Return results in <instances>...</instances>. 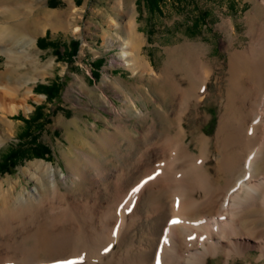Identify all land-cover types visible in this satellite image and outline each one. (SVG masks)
Segmentation results:
<instances>
[{
  "label": "bare ground",
  "instance_id": "6f19581e",
  "mask_svg": "<svg viewBox=\"0 0 264 264\" xmlns=\"http://www.w3.org/2000/svg\"><path fill=\"white\" fill-rule=\"evenodd\" d=\"M4 3L0 0V6ZM26 7L27 20L31 17L34 25L60 19V15H50L56 10L48 16V10L42 8L33 15L36 7L31 3ZM257 18L258 14L247 17V47L228 52L211 135L201 129L205 121L198 110L191 130L185 124L190 107L201 108L209 95L212 67L202 56H196L195 61L187 56L194 53L196 44L184 41L170 50L179 56L167 52L168 68L178 57L186 59L180 67L172 65V72L180 71L182 77L175 80L166 67L159 73L149 63L145 68L132 52L136 40L125 38L120 51L123 62L132 69L141 63L139 68L149 76H144L146 80L151 78V84L156 85L161 99H154V106L164 117L163 126L152 117L147 131L136 127L148 139L139 158H134L136 180L124 183L120 179L124 177H119L121 168L109 179L112 170L91 142L95 139L104 149L123 139L133 145L137 133L120 122L114 131L100 137L88 131L80 143L85 151H66L73 174L68 189L62 188L66 176L60 178L50 163L31 162L23 169L35 180L32 191L18 188L14 180H0V264H65L72 257L76 259L72 264H155L156 260L159 264H206L209 258L220 256L230 264L236 255L247 256L251 248L258 250L257 259L262 258L264 23L259 24ZM223 23L229 25L227 19ZM19 42L29 47L34 44L16 28L0 25V51L2 44ZM2 87L9 94L16 90ZM145 92L149 95L148 88ZM125 100L135 105L131 96ZM192 132L198 133L195 151L190 148L192 139L187 141ZM211 157L214 173L209 169ZM146 194L149 208L143 213ZM123 196L132 202L130 209L123 207ZM172 220L178 222L170 223ZM143 223L146 225L141 227Z\"/></svg>",
  "mask_w": 264,
  "mask_h": 264
},
{
  "label": "rangeland",
  "instance_id": "374dc122",
  "mask_svg": "<svg viewBox=\"0 0 264 264\" xmlns=\"http://www.w3.org/2000/svg\"><path fill=\"white\" fill-rule=\"evenodd\" d=\"M4 1L0 6V25L16 28L32 39L34 44L29 47L19 42L17 45L5 43L1 46L0 117L5 121L0 120V159L18 145L25 148V157L9 166L7 171L0 172V180H14L18 188L25 187L29 191L35 187V180L23 172L28 163L52 164L60 178L66 176L62 188L68 189L66 186L73 174L71 159H68L66 151L69 148L85 151L80 143L88 131L100 137L101 133L114 131L118 122L123 128L137 133L133 145L123 139L119 140V144L114 143L104 149L95 139H90L102 156V162L112 170L109 179L113 180L121 168L124 176L119 177H124L120 178L124 183L136 180L138 169L134 158H139L144 144L148 142L141 132L136 131V127L147 131L152 117L156 123L164 125V117L159 115L161 110L154 106V99H161L155 91L156 85L151 84V78L146 80L144 77L148 76L145 63H149L157 73L166 67L172 79L181 80L180 71L172 72V65L182 66L185 57L181 56L182 60L178 57L171 64L172 67L165 65L167 52L177 56L170 50L184 41L196 44L194 53L187 54L188 59L195 61L196 56H202V61L212 67L209 95L201 108L195 105L190 107L185 124L191 130L194 114L198 110L201 121H205L201 129L211 135L217 123L220 103L216 94L225 83L223 72L228 52L247 47L250 40L248 16L258 14L257 21L264 23V0H162L156 8L149 0H40V4L48 8V16L49 11L61 10L50 15H60L57 17L62 19L59 23L62 26L48 29V40L37 44L34 24L30 21L32 18L27 20L29 11L26 6L30 0ZM12 8L17 10L16 13L7 12ZM225 19L229 25L223 23ZM128 36L136 40L132 52L144 63V70L139 68L141 63L137 65L138 68L132 69L123 62L120 51ZM71 40L78 41L76 53L71 57L62 55L64 48L66 52L70 50ZM13 55L16 57L12 58ZM53 80L60 82L61 86L58 97L52 101L46 100L44 93L33 91L35 84H48ZM2 86H12L16 90L13 94L5 93L6 88ZM146 88L149 95H146ZM130 96L135 105L125 102ZM38 104L43 105L42 112L48 121L40 126L32 125L30 131L37 143L48 146L49 153L43 157L31 154L29 137L23 135L26 125L22 119L15 117L17 114L28 117ZM168 104L164 103V107H168ZM10 107L13 109L9 110ZM135 108L143 112L135 111ZM197 134L189 133L187 139H192L190 148L194 151ZM212 157L209 169L214 173ZM147 198L146 194L142 204V208H145L142 209L143 213L149 208ZM122 203L127 209L132 207L128 196L122 197ZM143 225L146 223L141 227ZM247 252V256L236 255L230 264H264V256L257 259V249L251 248ZM72 261L76 259L68 258L65 264H72ZM206 264L225 263L220 256L209 258Z\"/></svg>",
  "mask_w": 264,
  "mask_h": 264
},
{
  "label": "trees",
  "instance_id": "16d2710c",
  "mask_svg": "<svg viewBox=\"0 0 264 264\" xmlns=\"http://www.w3.org/2000/svg\"><path fill=\"white\" fill-rule=\"evenodd\" d=\"M150 3L156 8L157 3L162 0H149ZM52 43V42H51ZM78 41L71 40L70 41V50L66 52V49L62 51V55H66L67 57H71L77 51ZM57 57H59V53L55 50ZM61 83L53 80L48 84L37 83L33 87V91L44 93L46 96V100L52 101L54 98L58 97L60 91ZM43 105H36L32 114L28 117L17 114L15 117L20 118L25 123V128L23 130V135L30 140L29 147L31 148V154L37 157H43L44 155L49 153V148L47 145L39 144L36 142V138L31 134L30 128L32 125L36 124L37 126L44 124L45 121H48V118L42 112ZM25 148L22 145H18L15 148L9 149L4 156L0 159V172H4L8 170V167L15 165L20 159L24 156Z\"/></svg>",
  "mask_w": 264,
  "mask_h": 264
},
{
  "label": "crops",
  "instance_id": "0c3cea01",
  "mask_svg": "<svg viewBox=\"0 0 264 264\" xmlns=\"http://www.w3.org/2000/svg\"><path fill=\"white\" fill-rule=\"evenodd\" d=\"M29 3L33 4L36 7L35 10H39L40 11L42 8H44L40 4V0H34V1L33 0H30ZM45 9L48 10V8H45ZM54 10L61 11V10H58V9H54ZM35 13H37V12L35 11ZM35 13H33V15ZM51 20H54V19H48V21H46L44 24H42V23L39 22V23H36L34 25L33 30L35 31L34 33L37 34V36H36L37 37V40H36V43L37 44L40 41L42 42L43 40H48V29H52V27H54V26H62V25H59V23L62 22V19L61 18L60 19H56L57 22H55V23H53V21L51 23Z\"/></svg>",
  "mask_w": 264,
  "mask_h": 264
},
{
  "label": "snow or ice",
  "instance_id": "6c2138e0",
  "mask_svg": "<svg viewBox=\"0 0 264 264\" xmlns=\"http://www.w3.org/2000/svg\"><path fill=\"white\" fill-rule=\"evenodd\" d=\"M148 179H152V177H148ZM138 189H133L132 191L133 192H136ZM178 221L177 220H172V221H170V223H177ZM105 251H107V249H105ZM157 264H159V260L157 261Z\"/></svg>",
  "mask_w": 264,
  "mask_h": 264
}]
</instances>
